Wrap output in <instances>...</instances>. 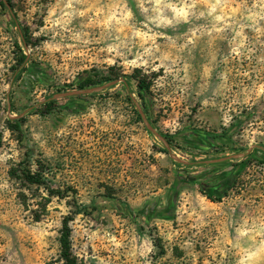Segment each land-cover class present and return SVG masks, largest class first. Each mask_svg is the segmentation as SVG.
Segmentation results:
<instances>
[{
  "label": "rangeland",
  "instance_id": "rangeland-1",
  "mask_svg": "<svg viewBox=\"0 0 264 264\" xmlns=\"http://www.w3.org/2000/svg\"><path fill=\"white\" fill-rule=\"evenodd\" d=\"M16 43L49 84L16 77ZM90 70L118 81L79 112L41 115ZM20 114L22 134L7 121ZM185 130L210 149L159 138ZM0 135V264H64L66 218L80 264H264V0L0 5ZM205 173L230 178L222 198L191 182ZM177 181L172 218L156 215Z\"/></svg>",
  "mask_w": 264,
  "mask_h": 264
},
{
  "label": "trees",
  "instance_id": "trees-1",
  "mask_svg": "<svg viewBox=\"0 0 264 264\" xmlns=\"http://www.w3.org/2000/svg\"><path fill=\"white\" fill-rule=\"evenodd\" d=\"M12 1L13 0H2L0 5L4 8H8L9 5L10 6L12 5ZM22 39H23V43H24L25 47H27L29 45V42L26 40V36H22ZM16 47L21 52V56H19L17 58V63L13 67L16 77H23L24 76L27 83H30L31 80H33V79H38L39 81H41L45 85L49 84L48 78L41 75V73L43 72V69L40 68V66L31 63L30 58L24 54L23 49L20 48L18 43H16ZM133 80H135V78L133 76H123V80L120 83H122L125 86V90L127 92L132 89L131 87H132V81ZM113 81H118V78H116L114 76L106 75V74L99 72L97 70L84 71L83 73H81L78 76V78L75 82V86H77L75 89L76 90L92 89V88L103 86L105 84H109ZM137 88L139 90L140 98L146 102L145 93H147V91L150 88L149 84H146V82L144 80H137ZM75 89L74 90H58L57 93H61V92L67 93L66 91H68V92L72 91L73 92V91H75ZM56 96H57V94H50L46 100L39 103V105L41 107H43V111L41 112V115H44V116L50 115V114H53L54 111H60V112L66 111L68 113H76V112L83 110L87 105L88 96L68 97L64 103H60V99H62V98H57ZM7 121H8V123L13 124L11 126V129L16 130L19 134H22L23 124L26 121L25 115L20 114V116L13 118V119H8ZM196 134L200 135L203 138L204 137L207 138V136H208L204 132H200V131H196V130H185L184 132L177 133L173 136H168V135L163 136V138H165L168 141L179 140V141L185 142L187 144H191L192 142H191L189 137L196 135ZM1 145H2V136L0 135V147H1ZM197 147H200L201 149H205V150L210 149V147L206 144H204L202 146H197ZM255 158H257V160L260 163L264 164V154H262V155H256L255 154ZM207 175H209V173L199 174L196 176H190L192 183H196V184L200 185V189H201V192L203 194H207V191H209V186H207L201 182V179L208 177ZM214 175H216V174H214ZM220 177H222V176H220ZM220 177H218L216 179H219ZM223 177H225V176H223ZM22 179H24L27 183L32 184V185L43 186V185L47 184L46 178H45L44 174H42V173L39 174V173L30 172V171L29 172L24 171V172H22ZM207 179L214 180L215 178H207ZM180 185H181L180 182H178V181L175 182V184L173 185V188L171 190L172 192L168 198V205H167L166 209L169 210L170 213L174 212V207H175L176 200H177V197L179 194ZM228 188H229V185H226V190ZM226 190L223 193L218 194L220 196V198L223 197ZM48 192L51 194V196H56L59 198L65 197L63 192H61V191L48 190ZM207 196L210 199H212L211 194H207ZM82 213H83L82 209H79L77 212V214H82ZM171 218H172V215L168 214L167 219H171ZM71 221H72V219L66 218L63 222V227L61 229L60 238H59L60 251H61L60 255H61V259L64 262V264H80L78 262V259L76 258V256L73 254V250H72V243H71L72 230L70 228V222Z\"/></svg>",
  "mask_w": 264,
  "mask_h": 264
},
{
  "label": "flooded vegetation",
  "instance_id": "flooded-vegetation-1",
  "mask_svg": "<svg viewBox=\"0 0 264 264\" xmlns=\"http://www.w3.org/2000/svg\"><path fill=\"white\" fill-rule=\"evenodd\" d=\"M192 144H194V146H202L204 144H206V137H201L200 135H193L191 137H189ZM230 178L228 177H224V178H219V179H214L215 182L209 186V191L211 193L214 194H219V193H223L226 190V185H229V180ZM212 181V180H211ZM158 213H161L160 216H167L168 214H170V211L167 209H164L162 211H156V215H158Z\"/></svg>",
  "mask_w": 264,
  "mask_h": 264
},
{
  "label": "water",
  "instance_id": "water-1",
  "mask_svg": "<svg viewBox=\"0 0 264 264\" xmlns=\"http://www.w3.org/2000/svg\"><path fill=\"white\" fill-rule=\"evenodd\" d=\"M112 84H107L106 86H100V87H96V88H92V89H85V90H78V91H73V92H67V93H62V94H58L56 97L57 98H68V97H72V96H87L96 92H100L102 90H104L106 87H109ZM159 138L161 140H164L162 136H159ZM175 161L177 162H181L180 159H177L176 157H172ZM158 215H161V213H158Z\"/></svg>",
  "mask_w": 264,
  "mask_h": 264
}]
</instances>
